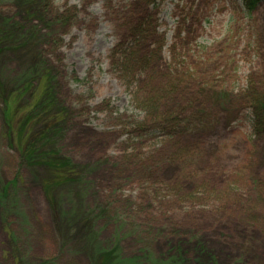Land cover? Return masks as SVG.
<instances>
[{"label":"rangeland","instance_id":"rangeland-1","mask_svg":"<svg viewBox=\"0 0 264 264\" xmlns=\"http://www.w3.org/2000/svg\"><path fill=\"white\" fill-rule=\"evenodd\" d=\"M5 24L0 264H264V1L0 0ZM47 134L75 184L28 158Z\"/></svg>","mask_w":264,"mask_h":264},{"label":"trees","instance_id":"trees-1","mask_svg":"<svg viewBox=\"0 0 264 264\" xmlns=\"http://www.w3.org/2000/svg\"><path fill=\"white\" fill-rule=\"evenodd\" d=\"M23 3L26 4H33L35 0H20ZM262 1L264 0H245V4L248 7L249 11H253ZM7 24H5L4 26L0 25V42L3 39H6L7 36V31L4 29V27H6ZM37 70H39L38 66L33 67L28 69L27 71L23 72L20 76V78L17 79L18 83L22 84H26V83H30L28 82L29 79L35 78L37 77ZM29 78V79H28ZM41 84V83H40ZM11 108V107H10ZM36 109H41V105H35ZM13 111V108H11ZM257 120H259V117H256ZM261 125V124H260ZM259 125V126H260ZM51 136V137H50ZM56 134L53 135H49L47 134L45 137H42L40 140L42 141L41 145H34L31 148V151L29 150L28 152V158L34 161L39 160L40 163L45 164L47 166H49L55 173H57V178L55 179V184L59 185V186H65V185H73L75 184V182L78 181L79 178H77V176H72L70 175L72 173V171L69 169H67V167H69L71 165L70 161L65 160L64 163L61 162H56L57 159L54 160V158L52 156H50L49 153H44L42 151V147L44 144H50V142L52 143L53 140L55 139ZM59 161V160H58ZM38 162V161H37ZM39 163V162H38ZM78 211L75 212V215L73 217V219H70L68 222H62L63 223V227L64 225H74L76 223V220H79V216L77 214ZM106 254H112V252H105Z\"/></svg>","mask_w":264,"mask_h":264}]
</instances>
